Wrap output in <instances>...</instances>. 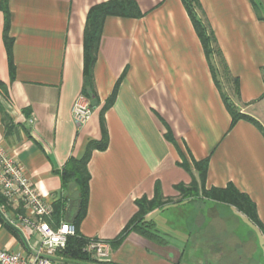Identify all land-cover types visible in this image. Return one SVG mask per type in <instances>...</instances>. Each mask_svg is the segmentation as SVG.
I'll return each instance as SVG.
<instances>
[{
  "label": "crops",
  "instance_id": "1",
  "mask_svg": "<svg viewBox=\"0 0 264 264\" xmlns=\"http://www.w3.org/2000/svg\"><path fill=\"white\" fill-rule=\"evenodd\" d=\"M109 1L8 0L6 33L0 0V144L55 204L61 223L70 201L74 214L80 200L62 171L107 134V148L88 164L89 200L77 233L110 242L108 264H264V133L248 120L232 125L223 100L264 130V13L260 19L255 0H199L197 13L228 67L225 74L214 56L215 77L182 0H131L142 17L104 21L93 113L80 126L73 107L85 90L87 18ZM205 161L203 182L197 164ZM192 183L200 191L233 187L253 203L256 220L218 198H182L178 187ZM157 184L171 203L147 218L166 244L131 233L113 245ZM0 249L29 252L1 214Z\"/></svg>",
  "mask_w": 264,
  "mask_h": 264
},
{
  "label": "trees",
  "instance_id": "2",
  "mask_svg": "<svg viewBox=\"0 0 264 264\" xmlns=\"http://www.w3.org/2000/svg\"><path fill=\"white\" fill-rule=\"evenodd\" d=\"M1 7L5 15V31L8 33L10 26V15L8 9V0H1ZM187 12L191 18L195 31L201 40L205 54L209 59L211 70L215 77H217V69L213 64V57L218 60L219 67L223 69L225 74H228V67L225 63L223 55L219 48L216 46L214 35L207 32V29L201 19L197 16V10H201V3L199 0H182ZM253 8L260 19L259 15L260 6L256 2H252ZM108 16H120L130 18H140L142 13L139 10L136 2L131 0H112L107 3H103L93 7L87 18L85 27V53H84V76H85V90L84 95L89 99L91 107H93V97L96 96L93 70L98 58L100 44L102 39L103 24ZM10 48L11 42L8 41ZM1 84V83H0ZM117 94V87L107 103L109 107ZM223 100L227 107V110L232 116V125H235L239 120H248L254 123L263 133L262 126L253 118L240 114L229 99L223 95ZM108 146L107 134L103 135V139L99 142L90 141L87 145L86 151L81 159H71L66 168L62 171V178L65 186L74 184L76 188L78 198L81 200V209L79 216L76 219L75 226L78 229L80 222L86 215V210L89 200V183L91 180L90 173L88 171V164L91 156L95 150H105ZM197 167L201 170L202 180L204 182L207 173V162L197 164ZM178 190L181 193L182 198H218L223 202H230L235 205L239 210L247 214L253 220H256V209L253 203L245 195L240 194L233 187H229L227 190L207 191L204 188L200 191L196 183H192L188 187L179 186ZM201 193V194H200ZM170 200H165L161 192L159 184L156 185L155 197L153 200H148L146 197L136 202L138 207L137 214L125 227L122 233L114 241L113 245L122 243L129 234L137 233L144 238L158 244L165 245L166 240L163 235L160 234L156 223L153 220H149L147 216L163 206L170 204ZM54 206V219L57 224L60 223L55 214ZM16 231V230H15ZM17 232V231H16ZM89 239L83 238L79 233L75 237L69 239L67 249L63 252L65 258L80 261L79 264L84 262L90 263V258L84 253V248ZM83 262V263H82Z\"/></svg>",
  "mask_w": 264,
  "mask_h": 264
},
{
  "label": "built area",
  "instance_id": "3",
  "mask_svg": "<svg viewBox=\"0 0 264 264\" xmlns=\"http://www.w3.org/2000/svg\"><path fill=\"white\" fill-rule=\"evenodd\" d=\"M93 113L89 99L80 95L73 107L78 125L86 124ZM0 205L3 220L21 236L29 252L0 249V264H79L67 261L60 255L67 249L69 239L77 235L75 224L54 219V207L37 191L25 167L0 144ZM20 207L22 212L15 209ZM35 240L37 247L31 246ZM84 253L88 264H108L112 258L110 242L89 239Z\"/></svg>",
  "mask_w": 264,
  "mask_h": 264
},
{
  "label": "water",
  "instance_id": "4",
  "mask_svg": "<svg viewBox=\"0 0 264 264\" xmlns=\"http://www.w3.org/2000/svg\"><path fill=\"white\" fill-rule=\"evenodd\" d=\"M74 205H75V201L74 200H71L70 201V204H69V207H68V210H67V213H66L65 222H68V223H71V224H75L76 219H77V217L79 215V212H80L81 200H78L77 201L76 211H75L74 214H72V210L74 208Z\"/></svg>",
  "mask_w": 264,
  "mask_h": 264
},
{
  "label": "rangeland",
  "instance_id": "5",
  "mask_svg": "<svg viewBox=\"0 0 264 264\" xmlns=\"http://www.w3.org/2000/svg\"><path fill=\"white\" fill-rule=\"evenodd\" d=\"M256 1V3L260 6V10H261V13H264V0H255ZM197 11H199V10H197ZM197 16H198V18L199 19H201L202 20V22L205 20L204 19V16L199 12V13H197ZM204 23V22H203ZM204 25H205V27H206V29H207V32L209 33V34H211L212 32L208 29V24L206 25L205 23H204ZM33 245L34 244H36L35 243V241L33 240L32 242H31Z\"/></svg>",
  "mask_w": 264,
  "mask_h": 264
}]
</instances>
